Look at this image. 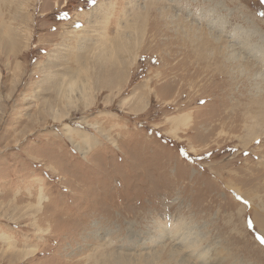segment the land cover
<instances>
[{"label":"rangeland","instance_id":"rangeland-1","mask_svg":"<svg viewBox=\"0 0 264 264\" xmlns=\"http://www.w3.org/2000/svg\"><path fill=\"white\" fill-rule=\"evenodd\" d=\"M263 114L264 0H0V264H264Z\"/></svg>","mask_w":264,"mask_h":264},{"label":"bare ground","instance_id":"bare-ground-1","mask_svg":"<svg viewBox=\"0 0 264 264\" xmlns=\"http://www.w3.org/2000/svg\"><path fill=\"white\" fill-rule=\"evenodd\" d=\"M126 40V39H125ZM178 40V39H177ZM124 44H123V42H122V44L121 45H119L118 46V49L116 50V52L119 54V51L120 52H122V49L124 48ZM122 47V48H121ZM129 47V46H128ZM105 48V47H104ZM129 55V54H128ZM203 54L201 53L200 54V57L202 56ZM199 58V57H198ZM201 62H203V61H201ZM201 68V67H200ZM199 68V69H200ZM205 68V67H204ZM263 110V109H262ZM263 116H264V114H263ZM189 119H190V116H189V114L188 113H185V114H183V115H181L180 116V119H176L175 121H173L172 122V127L174 128V129H178V128H180L181 126H184V125H186L187 126V122L189 121ZM249 127V126H248ZM69 129H70V131H72V128H70L69 127ZM89 137H85V143L88 141L87 139H88ZM194 245H195V243H194ZM193 247H196V245L195 246H193ZM32 252H35V250L34 251H32ZM32 252H28V253H32Z\"/></svg>","mask_w":264,"mask_h":264},{"label":"snow or ice","instance_id":"snow-or-ice-1","mask_svg":"<svg viewBox=\"0 0 264 264\" xmlns=\"http://www.w3.org/2000/svg\"><path fill=\"white\" fill-rule=\"evenodd\" d=\"M93 2H94V0H93Z\"/></svg>","mask_w":264,"mask_h":264}]
</instances>
